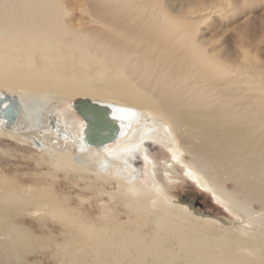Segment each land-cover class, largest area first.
<instances>
[{"label":"bare ground","instance_id":"6f19581e","mask_svg":"<svg viewBox=\"0 0 264 264\" xmlns=\"http://www.w3.org/2000/svg\"><path fill=\"white\" fill-rule=\"evenodd\" d=\"M262 8L264 0H0V107L12 112L16 101L13 122L0 115V139L16 146L0 155L32 167L21 174L29 184L18 171L13 185L0 173V264H264ZM78 99L109 109L115 121L88 118L100 133L95 118L115 128L114 141L83 143ZM150 145L173 162L187 157L186 176L235 221L169 198Z\"/></svg>","mask_w":264,"mask_h":264},{"label":"rangeland","instance_id":"374dc122","mask_svg":"<svg viewBox=\"0 0 264 264\" xmlns=\"http://www.w3.org/2000/svg\"><path fill=\"white\" fill-rule=\"evenodd\" d=\"M254 13L256 15L262 16V15H264V8L257 9L254 11ZM256 19H255V28L254 29L256 31V34L258 33V35H259L262 31V27L264 26V18L257 17ZM228 30H229L228 34L233 35V31H231V29H228ZM259 47H260V49L262 48L261 51L263 52V57H264V37H263V39H261V44H259ZM49 113L50 114L52 113L53 115L57 113V115H59L58 112L55 111V109L50 110ZM46 118H47V116H46ZM12 146H16V144L11 143L9 141L6 142V141L0 139V151H1V149H6V148L10 149ZM150 146H148V153H149V156L154 161L155 174L157 177L156 179H157V181H159L158 183L162 186V188H164V192L169 198H171L173 200H178L181 203L183 202L187 207L191 208L193 210V212L200 217L205 216V217L213 218V219L214 218H220V219L225 220L229 223H232L235 221L234 216L232 214H229L228 212H226L225 206L217 203L214 200L212 191L199 188L197 186V184L194 183V181H192L189 177L186 176L185 171L187 169V165L189 164V160L187 157L182 156L180 161L173 162L171 160L169 154L167 152H165L164 149H162L161 147H158L156 145H154V146L150 145ZM8 156H9L8 153H5L3 156L0 155V173L2 175H4V178L5 177L7 178V179L6 178L5 179L7 180V182L9 184L13 185L12 179H14L13 178L14 176H12L13 175L12 173L18 171L17 172V178L15 176V179L17 181H19L21 178L22 180H20L19 183L29 184L30 179L25 178L23 175H21L23 172H27L30 169H32V167L30 165L31 163L28 162V157H27V160L23 159L22 161L18 162L17 165L16 164L14 165L12 163H9L10 159L8 161H5L4 159L1 160V158H7ZM19 157H20V154H17V156H15L12 159L19 160ZM18 177H20V178L18 179ZM22 181H24V182H22ZM62 181H63V178L61 176H59L57 178V182L59 184H57L56 186L53 187V189H55L54 191L59 196L62 193V191L65 189V186L62 184ZM14 187H16V186H14ZM227 188H230L229 184H227ZM75 189L76 188H72V190H75ZM70 191H71V188H70ZM72 197L74 199V196H72ZM29 222H28L27 226L32 230V233H34L33 235H35V236L40 235L39 230L36 231L37 228L34 225L35 223H33L31 221V223L29 224ZM42 259H43V257H41L40 255L27 257V260L29 262H33L34 260L40 261ZM44 264H49V262L44 261Z\"/></svg>","mask_w":264,"mask_h":264},{"label":"water","instance_id":"95a60500","mask_svg":"<svg viewBox=\"0 0 264 264\" xmlns=\"http://www.w3.org/2000/svg\"><path fill=\"white\" fill-rule=\"evenodd\" d=\"M8 101V100H7ZM10 105L12 112L9 111H4L2 108L0 109V115L2 116V119L9 118L10 122H13L16 118V101L15 100H10ZM5 108V107H4ZM73 109L76 111V113L83 119L84 123H86V129L83 132V143L85 145H94L95 147H100L105 145L106 143H109L110 141H114L115 136L113 135V131H115V128H112L109 123H100V120H97L95 118V123L98 124V130L104 131L103 133L97 131L96 129L92 130V124L90 123V120L88 118L89 114H92L93 116L96 117V114H103L106 115L107 119L113 120L109 115V109L104 106H100L96 103H92L88 99H78L73 103ZM88 112V113H87ZM6 120V119H5ZM96 126V125H94ZM96 132L99 133L98 135L100 136V140L92 142L90 140L91 137H89V132Z\"/></svg>","mask_w":264,"mask_h":264}]
</instances>
